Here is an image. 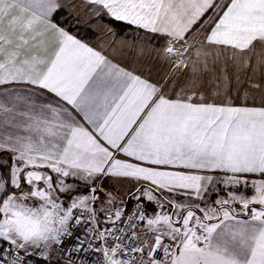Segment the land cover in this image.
I'll return each instance as SVG.
<instances>
[{
  "label": "snow or ice",
  "instance_id": "6c2138e0",
  "mask_svg": "<svg viewBox=\"0 0 264 264\" xmlns=\"http://www.w3.org/2000/svg\"><path fill=\"white\" fill-rule=\"evenodd\" d=\"M83 3L89 23L163 40L158 55L190 84L170 95L171 75L128 70L115 40L61 27L62 0H0V264H51L73 237L96 264H264V104L232 102L227 60L216 73L227 49H264V0ZM106 178L132 184L128 203Z\"/></svg>",
  "mask_w": 264,
  "mask_h": 264
},
{
  "label": "rangeland",
  "instance_id": "374dc122",
  "mask_svg": "<svg viewBox=\"0 0 264 264\" xmlns=\"http://www.w3.org/2000/svg\"><path fill=\"white\" fill-rule=\"evenodd\" d=\"M76 4L77 3L71 1L69 3L70 7H67L68 10L64 8V10L60 12L61 14L57 16L59 21L64 22L66 20L67 25L75 29H86L87 31H80V34L87 39H90L89 37L91 35H94L92 41L95 40L99 35L100 38L95 40V43L97 42L96 44L101 48L106 47L108 43H111L112 40H115L119 43L116 44L115 47L118 46L120 47V49H122H117L118 51L115 52V54H119L118 60L126 66L132 68L133 70L141 72V74H143L144 76L152 78L155 82L164 83L165 79L171 75V79L169 80L167 87L165 88H171V86L173 85V87L170 89V94H172L173 92L174 94H176V92H179L181 88L187 86L188 80H191V71L189 70L187 72L176 73L172 75L173 70L170 64L158 55L157 50L164 46L163 40L157 42L154 39H149L152 34L146 33L144 30L137 29L135 26H133V29L126 30L125 32L121 29H113L106 24L105 21L111 20V18H108L106 16L102 20H96L94 23H89V15L86 6L84 4L81 5L80 3L79 5ZM81 12H83V15L80 14ZM109 29H111L114 35L107 34ZM88 31L90 33H87ZM119 33H121L122 35H118ZM124 33L127 37H124ZM141 48L143 49V51H141ZM257 50L258 49H256V51ZM261 52H264V50ZM247 53L248 54H243L242 56L248 58L251 57V51ZM232 54L233 50L231 49H227L223 52V58L216 65V73L217 75L220 74V69L224 66V61L227 60V71L229 77L231 78L230 91L232 90L234 92L236 89H239V80H237V77L239 76V70L245 72L246 70L248 71V69L250 70V67H245L244 63L239 65V56H241V54L239 53L236 54L235 61L232 59H228L232 56ZM215 55L216 51L214 50L213 56ZM259 70L262 75L264 73L263 63L260 64ZM209 75L210 74H207V77ZM231 98L234 101L239 99L235 96H231ZM209 99H213V97L209 96ZM223 99L226 100L227 97H223ZM112 193L117 197L118 200H123L125 203L129 202L128 196L130 193H123L121 191L119 192L118 190ZM221 194L223 195V193ZM134 203V201L131 202L129 204V208L133 206ZM57 261H59L60 264L61 259L52 257L51 262L56 263Z\"/></svg>",
  "mask_w": 264,
  "mask_h": 264
},
{
  "label": "crops",
  "instance_id": "0c3cea01",
  "mask_svg": "<svg viewBox=\"0 0 264 264\" xmlns=\"http://www.w3.org/2000/svg\"><path fill=\"white\" fill-rule=\"evenodd\" d=\"M74 2V3H77L76 5H79V3L81 4V5H83L84 3H83V0H62V2H63V4H64V8H66L67 10H68V8L67 7H70V5H69V3L70 2ZM78 14V13H77ZM81 15H83V12H81L80 13ZM86 14V13H85ZM84 14V15H85ZM122 22V21H121ZM123 23H125V22H123ZM132 26V25H131ZM62 27V26H61ZM133 27V26H132ZM197 27H199V25H197ZM73 34V33H72ZM75 35V34H74ZM80 38V37H79ZM100 38V36L98 35L97 36V38L95 39V40H97V39H99ZM83 39V38H82ZM85 42H87V43H90L91 45H93V46H95V47H100L99 45H97L96 43H95V40H87V39H83ZM125 42V41H124ZM109 44V43H108ZM116 44H119L118 42L116 43ZM122 50V49H120V47H118V46H116L115 47V52L116 51H118V50ZM230 49V48H229ZM256 49H258L257 51H256ZM256 49H255V51H254V53H253V51H251V53H250V55H251V57H249L250 58V60H251V67H250V70L248 69V71L246 70L245 72H242V71H240L239 70V89H236L234 92L231 90V91H229V95L230 96H235V97H237V98H239V99H237V100H232V102L235 104V105H241V104H244V103H246L248 106H260L261 104H264V88H262L261 90H259V91H257V90H254V89H251V88H249V86H248V80H249V78L251 79V80H253V81H255V80H257V79H262V80H264V73L261 75V72H260V70L258 69V70H255L256 68H257V60L258 59H261V60H264V58H263V54H264V52H261V51H263L264 49H261V47L259 46V45H257V47H256ZM124 50V49H123ZM232 50V49H231ZM109 52L111 53V54H113L114 56H115V58L118 60V53L117 54H115V53H112V50L111 49H109ZM247 52H249V51H246V52H244V53H239V54H241V56H239V65L240 64H243L244 63V61L246 60V59H249L248 57H244V56H242L243 54H248ZM119 61V60H118ZM120 62V61H119ZM121 63V65L122 66H124V67H126L128 70H131V71H134L135 73H137V74H139V75H141V76H143V77H146V78H149V77H147V76H144L143 74H141V72H137L136 70H133L132 68H130V67H128V66H126L125 64H123L122 62H120ZM264 64V63H263ZM209 77V76H208ZM208 77H207V75H205V80L207 81L208 80ZM149 79H151L152 81H154L152 78H149ZM155 82V81H154ZM189 84H190V80H188V82H187V86H189ZM213 87L215 86V84L213 83V85H212ZM173 87V85L171 86V88ZM171 88H168V89H165V91H166V93H168V94H170L171 93ZM245 90L247 91V93H248V97H247V100L245 101V99H244V96H245ZM170 95H173V96H175V94H174V92L172 93V94H170ZM223 99V98H222ZM217 102H219V100L217 101ZM103 187L108 191V192H114V191H121V192H123V193H131V192H133L134 191V188H133V186H132V184L130 183V182H128V181H117V180H114V179H111V178H106V179H104L103 180ZM129 197V196H128ZM133 202V201H132ZM104 217L103 216H101L100 217V220H101V222L102 223H104ZM150 238V237H149ZM142 239H143V237H142ZM52 257H54V258H59V259H61V262H60V264H64L63 262H62V250L61 249H56L55 251H54V253H53V256Z\"/></svg>",
  "mask_w": 264,
  "mask_h": 264
},
{
  "label": "built area",
  "instance_id": "2783aa9c",
  "mask_svg": "<svg viewBox=\"0 0 264 264\" xmlns=\"http://www.w3.org/2000/svg\"><path fill=\"white\" fill-rule=\"evenodd\" d=\"M133 206H131L128 209L129 214H130L131 208ZM111 226L112 225H107V224L102 223V222L100 225L101 228L111 227ZM116 226L117 227H126V225L120 224L119 222H117ZM119 234L120 233H117V235H119ZM75 235L80 236L81 239H83V226H81L79 229L75 230ZM128 242L133 243V244H138L140 241H128ZM95 246L98 247L99 245L97 244ZM75 247H76L75 237L65 241L64 248L62 250V252H63L62 262L64 264H69V257H71V261H73L74 264H96L97 259H102V256H100L99 254H96V253L88 254L85 251L77 253L74 251ZM85 248H87V244H85Z\"/></svg>",
  "mask_w": 264,
  "mask_h": 264
},
{
  "label": "trees",
  "instance_id": "16d2710c",
  "mask_svg": "<svg viewBox=\"0 0 264 264\" xmlns=\"http://www.w3.org/2000/svg\"><path fill=\"white\" fill-rule=\"evenodd\" d=\"M61 13H59L58 15H60ZM57 15V16H58ZM56 20H57V22H59L60 23V26H62V27H64V28H66L68 31H70L71 33H73V34H75V35H77L78 37H80V38H83V39H87V38H84L81 34H80V31H82V32H84V31H87L86 29H75V28H72V27H70L69 25H67V21L65 20L64 22H61V21H59V19L56 17ZM106 22V24L108 25V26H110L111 28H117V29H121V30H124V32L126 31V30H131V29H133V27L131 26V25H128L127 23H123V22H120V21H114L113 19H111V20H107V21H105ZM87 33H90L89 31L87 32ZM118 35H122L121 33H119ZM124 35V37H127L126 36V34L124 33L123 34ZM90 39H87V40H92L93 38H94V35H91L90 37H89ZM51 264H56L55 262H51Z\"/></svg>",
  "mask_w": 264,
  "mask_h": 264
}]
</instances>
